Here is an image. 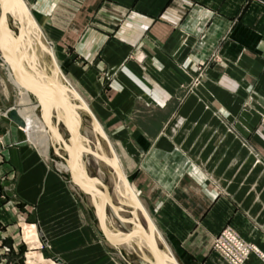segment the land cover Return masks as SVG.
<instances>
[{
  "label": "crops",
  "instance_id": "obj_1",
  "mask_svg": "<svg viewBox=\"0 0 264 264\" xmlns=\"http://www.w3.org/2000/svg\"><path fill=\"white\" fill-rule=\"evenodd\" d=\"M24 2L168 253L229 264L212 248L226 226L264 253V0ZM3 123L0 264H117L80 195Z\"/></svg>",
  "mask_w": 264,
  "mask_h": 264
},
{
  "label": "water",
  "instance_id": "obj_2",
  "mask_svg": "<svg viewBox=\"0 0 264 264\" xmlns=\"http://www.w3.org/2000/svg\"><path fill=\"white\" fill-rule=\"evenodd\" d=\"M13 4L17 5L21 13V17L22 15L24 16L26 27L24 28L21 22L18 21V34L13 39L11 45H7L0 30V55L3 57V60L7 64L13 79L18 83L19 87H21L27 94L33 97L36 102L39 103V107L41 108V120L51 133L58 138L63 150L66 153V158H64V160L68 167L67 172L69 174L70 181L82 192L88 194L91 199L98 227L103 238L110 245L117 246L126 243L133 237L137 236L146 243L154 264H165L166 260L173 264H178L172 255H167L159 247L155 237L153 222L141 202L137 199L135 194L129 190L125 175L116 161L115 151L113 150L109 139L105 135V132L101 128L91 109L82 101L80 95L70 86V84L65 81L50 46H48L45 39L41 35V30L24 1L8 0L4 8L0 5V19L4 22L6 21V13L12 8ZM29 27L30 33L32 34L38 48L46 54L50 60L52 67L50 72L54 75L53 83L49 80H44L41 75L34 71L32 67L30 70L35 78L31 75L23 73L19 68V55L16 51L17 42L21 35L26 33L29 34ZM69 95L72 97L71 99ZM73 99L78 101L79 108L83 109L87 113L90 119L91 127L103 138L109 150V162L116 173L117 180L120 184L124 185L125 191L129 194V198L132 200L133 205L139 209L141 217L144 220L145 227L141 225L136 226L131 220L121 219L118 217L120 221L130 223L132 227L118 236L109 233L105 221L106 211L107 207H110L112 211L115 212V207L109 199L105 189H101L94 182L88 180L87 175L79 168L78 152L80 149L78 147L77 138L80 133L81 121L79 118L75 121H71L70 119L73 109L76 108V106L71 103V100ZM43 103L50 104L52 109L49 111L46 104L43 105ZM2 113H4L5 117L17 126H25L23 118L19 115L15 107H9ZM51 113H53L55 118L53 123L50 121ZM60 122L68 132L67 139L59 132L58 124ZM94 193H97L98 201L94 197Z\"/></svg>",
  "mask_w": 264,
  "mask_h": 264
},
{
  "label": "rangeland",
  "instance_id": "obj_3",
  "mask_svg": "<svg viewBox=\"0 0 264 264\" xmlns=\"http://www.w3.org/2000/svg\"><path fill=\"white\" fill-rule=\"evenodd\" d=\"M27 6V4H26ZM28 7V6H27ZM29 8V7H28ZM8 14V12L6 13ZM10 15V14H8ZM8 28L11 31V33L9 35L5 34V37H9L10 40L13 41V39L16 37H14V35L18 34V20L16 18V16L12 17L9 16L8 17ZM19 19V18H18ZM20 20V19H19ZM5 26L4 24L0 25V30H4L5 28H3V26ZM1 30V31H2ZM45 39V38H44ZM46 41V40H45ZM8 43V42H7ZM46 43L49 46V43L46 41ZM26 45L28 46V44L26 43ZM39 57V56H38ZM57 57V56H56ZM41 59V58H40ZM57 59V58H56ZM44 61L42 65L44 64V66L47 67L48 71L50 70V63H49V59L46 56L45 58H43ZM59 63V61H57ZM6 64V63H4ZM24 64L26 66L27 69L30 70L31 65L29 63V58L27 57L24 61ZM28 64V65H27ZM60 65V63H59ZM61 72L63 73V75L69 79L70 83L72 84L73 87L76 88V90L78 91V93L85 99V101L89 104L90 109L93 111L92 109V105H90L89 102V98L87 97V95L84 93V91L81 90V88H78L76 86V78L73 76L72 73L65 71L61 66ZM29 75V74H28ZM200 75H198L197 77L194 78V81L200 80L199 77ZM22 99V104L20 105V101L19 99ZM34 103H35V99L33 97H31L29 94H27L21 87H19L16 83V81L13 79L11 72L9 70V68L6 65L0 64V122L3 125L5 122V120H9L7 117H5L4 115H2V112L4 110H6L9 107H15V108H20V110L25 113L26 118H35V119H40L41 120V108L39 107V104L36 105V109L34 108ZM36 104V103H35ZM92 107V108H91ZM95 114V113H94ZM76 117V116H75ZM50 121L53 123L55 121V118L53 115L50 116ZM53 118V119H52ZM10 121V120H9ZM101 124H102V120H98ZM12 122V121H11ZM15 124V123H14ZM84 125H89L88 124V118L87 116H84ZM58 128H59V132L64 136V138H68V132L65 130V128L63 127L62 123L60 122L58 124ZM104 128V127H103ZM21 129V128H20ZM22 131H24L23 129H21ZM65 130V131H64ZM105 130V129H104ZM81 134L86 137V135H84L82 129H81ZM27 132L24 131L25 134V139L27 140ZM107 133V132H106ZM108 138L111 141L115 152L119 158V162L121 164L122 162V157H121V152L118 151V146L115 145L114 142V138L112 136H110L108 133ZM51 138V141H45L40 143L39 145H33V147L35 149H38V151L44 156V158L46 159V161L48 162V164L56 169L59 170L58 172L60 173V175L67 181V183L69 184V186L75 191L77 192L80 197L82 198L83 203L86 205L88 211H89V216L92 219V221H94V223L97 226V229L99 231L100 236H102L99 227H98V223L96 220V217L94 216L93 213L94 212V208L93 205L90 201V197L88 194L82 192L77 186H75L69 178V174L67 171H62L57 165V162H65L64 158H66V153L63 150V148L61 147V145L58 143V141L55 140V138L50 135L49 136ZM89 137V138H88ZM87 137V143L91 148H94V143L92 142V138L91 136L88 135ZM83 139V138H82ZM85 141V140H83ZM28 143L31 144L30 141L27 140ZM0 143H2L0 141ZM115 145V146H114ZM106 147V146H105ZM80 162H79V168L81 171H83L87 176H89L90 178H98L100 181L104 182V184H107V190H108V196L111 194L113 195L112 191H113V186L109 180L107 179V175L104 173H100L99 172V166L97 165L96 162H94L92 160L91 157L89 156H85V155H81L80 157ZM94 162V163H93ZM81 166V167H80ZM96 172V173H95ZM127 176V175H126ZM128 181L129 177L127 176ZM103 184V185H104ZM105 186V185H104ZM101 189L103 188L101 185L99 186ZM111 200L113 201V203L117 204L119 207V213H121L122 215H124V219H130L132 217L131 214V209L128 207H126L123 204H119L117 203L118 200L115 199L114 195L111 196ZM141 202V201H140ZM143 205V204H142ZM124 208V209H123ZM112 210L110 209V207H107V211H106V217L109 218V228L116 234L120 235L121 233L127 231L129 228L132 227V225L130 223H121L118 219L115 218V216L112 214ZM111 217L114 219V221H111ZM138 218V223L137 225H141L143 227H145V223L142 217H137ZM232 229V228H231ZM233 230V229H232ZM234 231V230H233ZM220 232V231H219ZM218 232V233H219ZM235 232V231H234ZM217 233V234H218ZM236 233V232H235ZM216 234V235H217ZM237 234V233H236ZM117 235V236H118ZM214 235L212 237V242L214 237L216 236ZM238 235V234H237ZM239 236V235H238ZM155 237L157 239V242L159 244V247L161 248L162 251L164 252H168V249L165 248L164 246V242H162L161 237L159 235V233L155 230ZM240 237V236H239ZM103 240H105L103 238V236L101 237ZM241 238V237H240ZM242 239V238H241ZM106 241V240H105ZM245 241V240H244ZM247 242V241H246ZM247 243H251V242H247ZM142 244V245H141ZM146 243H144L140 238L138 237H133L131 240H129L126 243L117 245V246H113V258L115 263L117 264H154L153 259L151 257L150 252L148 250V248L145 246ZM255 244V243H253ZM144 246V247H143ZM213 248V247H212ZM259 248V247H258ZM214 249V248H213ZM260 249V248H259ZM215 250V249H214ZM217 251V250H215ZM218 252V251H217ZM220 253V252H218ZM147 254V255H146ZM221 255V253H220ZM222 256V255H221ZM223 257V256H222ZM224 258V257H223ZM227 261V260H226Z\"/></svg>",
  "mask_w": 264,
  "mask_h": 264
},
{
  "label": "bare ground",
  "instance_id": "obj_4",
  "mask_svg": "<svg viewBox=\"0 0 264 264\" xmlns=\"http://www.w3.org/2000/svg\"><path fill=\"white\" fill-rule=\"evenodd\" d=\"M8 0H0V5L1 7H5L6 6V3H7ZM24 1V0H23ZM25 3V2H24ZM26 5V4H25ZM28 8V7H27ZM29 9V8H28ZM10 14V15H8ZM8 14H6V21H2L0 19V25L1 24H4L5 26H3V28H5L4 30L1 31L3 37L5 38V42L7 43V45H11L12 44V40H10L9 37H5L7 35H9L11 33V31L9 30L8 28V20H9V16H16L18 18H16L18 21L21 22L22 26L25 28L26 27V21H25V18L24 16L22 15L21 17V13L17 7L16 4H13L12 8L8 11ZM38 25V24H37ZM19 26V25H18ZM39 26V25H38ZM40 28V27H39ZM41 30V29H40ZM12 34V33H11ZM28 33L24 34V35H21L20 38L18 39V42H17V54L19 55V68L20 70L25 73V74H29L31 75L33 78L34 75L32 73L31 70L27 69L25 64H24V61L25 59L28 57L29 58V63L31 65V67L34 69V71L36 73H38L39 75H41V77L44 79V80H49L51 83H53L54 81V75L50 72L51 70V63H50V60L49 61V65H50V70L48 71L47 67L44 66V64L42 65L43 62L41 61H44L43 58H45L47 55L44 54L37 46V44L35 43V40L32 36V34L30 33V27H29V34L27 35ZM41 35L43 36L42 34V31H41ZM11 36V35H9ZM17 36V35H14V37ZM44 38V37H43ZM26 43L28 44V46L26 45ZM50 46V45H49ZM50 49L52 50L53 54H54V51H53V48H52V45L50 46ZM39 56V57H38ZM54 57H55V60L57 61L56 59V56L54 54ZM41 58V59H40ZM49 59V58H48ZM4 60H3V57L0 55V64H4ZM58 64V62H57ZM28 65V64H27ZM59 65V64H58ZM63 74V73H62ZM64 76V75H63ZM65 78V81L67 83L70 84V86L78 93V91L75 89V87L72 86V84L70 83L69 79ZM17 83V82H16ZM18 85V83H17ZM19 86V85H18ZM79 94V93H78ZM80 95V94H79ZM70 99L72 98L70 95H69ZM82 101L89 107V104L84 100V98L80 95ZM20 101V105L22 104V99L20 97L19 99ZM36 103V104H35ZM34 103V108L36 109V105H38L39 103L35 101ZM71 103H73L76 108L73 109L72 111V114L70 115V119L71 121H75L76 119H80L81 121V125H80V131L82 129V131L84 132L83 134L86 135V137H84L81 132L79 133L78 135V138H77V141H78V147L80 149V151L78 152V161L80 162V157L81 155H87L89 157L92 158V160L94 162L97 163V165L99 166V172L100 173H104L107 175V179L109 180V182L112 184L110 186H113V195L115 197V199L118 200L117 203H119L120 205L123 204L125 205L126 207L129 206V208L131 209V214H132V217L129 219L131 220L135 225L138 223V218L137 217H141V213L139 211V209H137V207L135 205H133L132 203V200L129 198V194L126 193L125 191V187L123 184H120L117 180V176H116V173L114 171V169L111 167L110 165V162H109V150L103 140V138L95 132V130L91 127V123H90V119L87 115V113L79 108V103L78 101H76L75 99L71 100ZM46 104V103H43V105ZM47 108L49 109V111L52 109L50 104H46ZM90 108V107H89ZM17 112L19 113V115L23 118L24 122H25V126L24 127H20L21 129H23L27 135V140L31 142V144L33 145H39L40 143L42 142H45V141H51V138L49 137L50 135L52 136V138L54 137L56 141H58V143L60 144L58 138L53 134L51 133V131L46 127V125L43 123L42 120L40 119H35V118H26L25 116V113H23L20 108H16ZM92 111V110H91ZM93 112V111H92ZM94 114V113H93ZM2 115H4V113H2ZM53 115V113L50 114V116ZM95 115V114H94ZM5 116V115H4ZM54 116V115H53ZM76 116V117H75ZM84 116H87L88 118V124L89 125H84ZM51 119V118H50ZM53 119V118H52ZM98 120V119H97ZM99 122V121H98ZM101 128L103 129L101 123L99 122ZM65 131V130H64ZM104 131V130H103ZM91 136L92 138V142L94 143V148H91L88 143H87V137ZM105 135L107 136V134L105 133ZM83 138V139H82ZM89 138V137H88ZM108 138V136H107ZM109 139V138H108ZM85 140V141H83ZM52 142V141H51ZM109 142L111 143V141L109 140ZM61 145V144H60ZM106 146V147H105ZM111 146H112V143H111ZM62 147V146H61ZM113 148V146H112ZM114 150V149H113ZM115 151V150H114ZM116 155V161L117 163L119 164V166L121 167V164L119 162V158L117 156V154L115 153ZM93 162V163H94ZM56 165L62 170V171H67L68 170V167H67V164L65 162H57ZM81 167V166H80ZM122 169V168H121ZM86 173V172H85ZM96 173V172H95ZM127 177V176H126ZM125 177V178H126ZM88 180L94 182L97 186H102L105 191L107 192V195H108V188H107V184H104V182L100 181L98 178H90L89 176H87ZM127 183H128V188L131 192H133L135 194V191L133 189V187L131 185H129V182L128 180L126 179ZM105 186H104V185ZM129 191V192H130ZM113 195H109V199L111 200V196ZM136 196V194H135ZM94 197L96 198V200L98 201V196H97V193H94ZM137 197V196H136ZM138 199V198H137ZM139 200V199H138ZM91 201V199H90ZM140 201V200H139ZM111 202L113 203V201L111 200ZM142 204V203H141ZM114 207H115V212L112 211L113 215L115 216L116 219L121 218V219H124V215H122L121 213H119V207L117 204L113 203ZM144 207V205H143ZM111 209V208H110ZM124 209V208H123ZM144 209L146 210V208L144 207ZM112 210V209H111ZM147 212V210H146ZM148 213V212H147ZM149 215V213H148ZM111 221H114V219L111 217ZM119 220V219H118ZM105 221H106V225H107V229L109 231V233L113 234V235H118L116 233H114L110 228H109V218H107L105 216ZM120 221V220H119ZM121 223H124L126 224L125 222L123 221H120ZM154 225V224H153ZM146 230V229H145ZM155 226H154V231H155ZM137 237V236H135ZM139 238V237H138ZM143 241V240H142ZM144 242V241H143ZM145 243V242H144ZM142 245V244H141ZM146 246V244H145ZM144 247V246H143ZM147 247V246H146ZM148 248V247H147ZM149 250V249H148ZM164 252V251H163ZM166 253L167 255H171L169 254L168 252H164ZM147 255V254H146ZM150 255V254H149ZM178 263V262H177ZM165 264H173L171 263L170 261H165ZM179 264V263H178Z\"/></svg>",
  "mask_w": 264,
  "mask_h": 264
},
{
  "label": "built area",
  "instance_id": "obj_5",
  "mask_svg": "<svg viewBox=\"0 0 264 264\" xmlns=\"http://www.w3.org/2000/svg\"><path fill=\"white\" fill-rule=\"evenodd\" d=\"M212 247L220 252L229 264H264V253L258 246L247 243L228 226L222 228L214 237ZM252 256L257 263L250 262Z\"/></svg>",
  "mask_w": 264,
  "mask_h": 264
}]
</instances>
